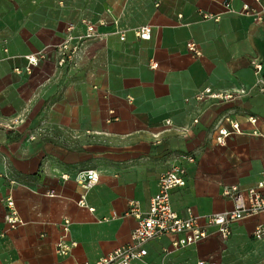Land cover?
Here are the masks:
<instances>
[{
  "label": "crops",
  "instance_id": "0c3cea01",
  "mask_svg": "<svg viewBox=\"0 0 264 264\" xmlns=\"http://www.w3.org/2000/svg\"><path fill=\"white\" fill-rule=\"evenodd\" d=\"M84 18L109 23L61 65L58 44L84 33ZM144 24L153 26L149 39L136 33ZM30 53L41 60L28 73ZM253 57L264 63V0H0V264H77L129 243L138 224L132 200L147 210L175 163L187 168L186 185L172 190L180 214L231 207L224 183L264 179V92ZM209 85L240 93L198 100ZM226 116L242 131L222 145L216 128H231ZM87 169L100 176L90 188L76 179ZM9 194L25 220L16 228L5 220ZM65 217L78 244L63 256ZM262 220L235 221L227 238L212 228L168 253L172 238H154L145 260L131 264H264V237L254 236Z\"/></svg>",
  "mask_w": 264,
  "mask_h": 264
},
{
  "label": "built area",
  "instance_id": "2783aa9c",
  "mask_svg": "<svg viewBox=\"0 0 264 264\" xmlns=\"http://www.w3.org/2000/svg\"><path fill=\"white\" fill-rule=\"evenodd\" d=\"M262 1V0H257ZM244 11L249 14L255 13L252 6L245 3ZM258 14V11H256ZM205 17H216L212 13H204ZM259 17V14H258ZM117 23V20H114ZM86 26V31L78 35L69 33L63 42L58 44L59 63L64 65L73 62L81 44L88 38L102 35L100 26L106 25L109 21L101 18L98 22H93L87 18L82 20ZM73 28L71 24L69 30ZM136 33L140 38L149 39L153 33L151 24H144L136 29ZM124 32L121 33V38L125 39ZM188 47L195 55H201L202 51L199 44L191 39L188 41ZM28 65L26 71L33 72L34 68L40 64L41 57L37 53L27 55ZM255 72L259 75L261 82V90L264 92V78L262 72L264 63L256 57L251 60ZM157 61H151V67H157ZM21 71L20 68H16ZM236 91V90H235ZM232 90H215L212 86H206L197 93L198 100L213 99L215 101H229L236 98L240 92ZM250 121L255 123L256 116H250ZM230 122L231 128L219 124L216 128V141L219 144H226L227 138L231 133L242 131L241 124L238 120L226 116ZM20 118H15L18 122ZM198 121V119H196ZM171 120H168L170 122ZM184 158L195 161L193 154H187ZM66 177V176H65ZM99 173L95 169L82 170L77 174V181L86 188L94 186L99 181ZM187 183V168L183 163H175L168 170L163 172L158 179V191L151 197L150 205L147 210L141 208L138 200H132L130 213L135 214L138 218V224L132 233V240L129 243L121 245L107 254L100 256L95 261H82L77 264H131L133 260H145L148 254L147 242L161 236L169 235L171 246L164 248L165 252H170L173 249L195 244L205 238H208L215 229L218 235L223 238L229 237L235 221L244 218L261 215L263 220L259 222L254 230L256 238L264 237V179L259 180L254 185L244 186L239 182L224 183L222 187L223 195L232 200V206L212 212L206 215L196 213L192 207L186 208L185 214H180L172 203V190L176 187H183ZM47 194L56 195L55 190L48 191ZM6 212L5 220L9 228H16L25 222L17 208L15 198L9 194L5 198ZM84 204V200H81ZM115 214L117 212H114ZM63 235L57 242V252L66 256L72 252L74 246L78 244L77 240L69 237L71 228V219L65 217L62 223ZM146 262V261H145ZM200 264H205V260H200ZM145 264H157L154 261H147Z\"/></svg>",
  "mask_w": 264,
  "mask_h": 264
}]
</instances>
